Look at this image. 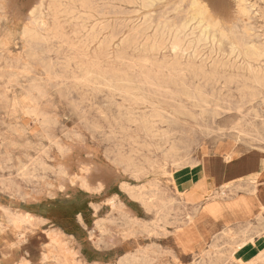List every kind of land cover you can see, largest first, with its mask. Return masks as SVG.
I'll list each match as a JSON object with an SVG mask.
<instances>
[{"label": "rangeland", "instance_id": "374dc122", "mask_svg": "<svg viewBox=\"0 0 264 264\" xmlns=\"http://www.w3.org/2000/svg\"><path fill=\"white\" fill-rule=\"evenodd\" d=\"M180 1L163 0L147 8L141 0H0V264H85L72 238L47 231L48 226L39 223L43 220L29 212L43 213L54 197L73 211L88 209L90 199L98 202L94 209L104 206V219L96 222L92 237L97 236V246L124 244L126 251L133 250L127 264H202L192 250L181 257V248L166 240L176 243L184 228L193 233L194 217L201 213L197 209L205 205L220 224L208 235L204 259L215 253L225 264H239L264 253V205L259 217L246 197L257 186L242 182L257 177L264 201V105L244 104L252 88L236 72V80H220L209 96L220 100L217 108L211 105L205 113L192 105L195 100L189 95L182 96L189 111L183 112L174 97L176 87L166 81L169 70L157 67L172 62L160 61L164 54L173 59L171 52L156 56L147 51L160 16ZM239 1L205 3L212 9L222 2L223 21L234 25L249 20L240 14ZM247 3L252 23L262 30L264 0ZM39 11V21L46 22L41 28L35 22ZM178 13L181 18L190 14L187 4ZM176 14L172 11L170 17ZM29 32L36 34V43L29 41ZM96 33L98 39L90 41ZM198 33L189 36L186 46L195 51L190 48L193 53L185 59L209 67L223 62L213 61L219 56L217 47L192 41ZM238 62L241 66L243 61ZM147 74L150 80L140 84L144 90L138 97L115 89L126 84V78L138 84ZM106 76L114 86L105 84ZM190 79L193 93L197 86L211 90L214 85ZM34 83L44 88L31 96ZM66 89L68 97L61 94ZM158 106L179 123L164 124L155 117ZM43 114L48 118L42 119ZM172 147L175 154L170 153ZM152 181L160 198L148 209L128 192L142 184L149 189ZM74 195L76 201H71ZM170 197L171 204L161 205ZM121 200L131 201L144 220ZM189 217L191 224L186 225ZM252 237L246 250L231 257ZM138 243L149 249L142 252ZM41 250L50 254L45 263Z\"/></svg>", "mask_w": 264, "mask_h": 264}, {"label": "bare ground", "instance_id": "6f19581e", "mask_svg": "<svg viewBox=\"0 0 264 264\" xmlns=\"http://www.w3.org/2000/svg\"><path fill=\"white\" fill-rule=\"evenodd\" d=\"M159 1H163V0H141V2L143 3V6L147 8L154 7L155 4ZM205 1L206 0H181L179 5L166 10L160 16V22L158 23V30L156 32L157 34L155 35V37L151 38V40H149L148 42L147 51H149L150 54L157 56L159 54H162L164 50H169L171 52V56H173V59H168L167 56L164 54L163 58L160 61H172V62L171 63L163 62L161 64H158L157 67L159 68L160 71L165 68L169 70L166 81H168L169 83H173L174 86L176 87V89L174 90L176 96L174 95V97H176V99L179 100L178 101V103L180 104L179 109L183 110V112H189V111H186L188 106L184 104V101L182 99V96L189 97V95H192L193 97L192 100H195L192 105L194 107L200 108L201 111L205 113L206 111L209 110V107L211 105H214L215 108H217L220 105V103H218V101L220 100L217 99L216 97L209 98V96L215 94V91L218 89L216 85L221 82L220 80L223 79V84L224 83L229 84V83H232L234 80H236L235 79L236 72L239 75L242 74L245 77V81H247V83L250 82L248 84L246 83V87L252 88V92L248 95L249 97H246V96L243 97L244 104L252 102L253 104L252 108L256 106L255 105L256 103L258 105H262V104L264 105V26H262V30H260L256 26H254V24L252 23V16L250 15L251 7L247 3L248 0H240L238 3V7H239L240 14L247 15L249 20L245 22L243 19H240L234 25H228L227 23H225V21H223V16H222L223 13L219 11L222 9L221 7L222 2H220L221 3L220 5L219 4L215 5V7L211 9L210 5H207ZM185 4H187L188 11L190 12V14H187L185 18H181L178 12H180V9ZM172 11L177 12V14L174 17H170V13ZM42 15H43L42 11L35 13V20H36L35 22H36V25L39 26L38 28H41V25L42 24L45 25L46 23L44 22V20L39 21V19L43 17ZM152 25L153 24H150L149 27H151ZM196 30H199V33L197 35L198 38L192 41L195 42V44H200L201 42L211 43L212 47L214 48L217 47L219 56L213 61H223V62H217L215 65L209 67V64L198 65L197 63L190 62L189 59L188 60L185 59V57L187 58L188 55H191L193 51H195L193 48L194 46L187 48L186 45L189 40V36L195 34ZM27 37L29 38V41L31 43L32 42L36 43L38 40V38L36 37V34L33 35L31 32L27 34ZM97 39H98V33L93 34L91 38H89L90 41H95ZM190 48L193 51L189 53L188 51ZM31 56L29 55V57ZM229 61H237V62H229ZM238 61H243L241 63V66L237 65L239 64ZM188 77L191 78L190 80L194 81V84L197 83L196 81L201 82L203 80L202 82L204 84L206 83L209 84L210 82H214V85L212 86L211 90L207 89V87L203 85L197 86L195 93H193V92H190L192 86L187 80ZM107 78H108L107 76L103 77L104 80H106ZM149 78L150 76L147 74L144 80H142L141 78L139 79L138 84L135 82V79L131 80L129 78H126L124 79L126 84L121 85V86H115V89L120 90L121 92L125 94L127 93V95H132V96L135 95L136 97H138L139 94L144 90L143 86L140 84L142 82L147 83V80ZM159 80L161 79L159 78ZM106 81L107 82L105 84L114 86L108 83V80ZM96 83H101V82H96ZM42 88H44L42 84H38V83L32 84L31 89L29 90V92H31L30 95L35 96V94L33 93L36 92L38 94L39 91L43 90ZM61 94L62 96L68 97L70 96V91L66 89L63 91V93L61 92ZM142 100L144 102H147V100L145 99H142ZM165 110L166 109L161 106H158L157 108H155L154 110L155 117L156 116L159 117L161 121L164 122V124H165V121L167 123L178 124L179 121H176V119H174L173 117H169V115H166ZM237 112H240V111H237ZM114 114H118V113H114ZM38 115L39 114H37V116ZM46 116L47 115L43 114L42 119L44 117L48 118ZM150 123H151L150 121L146 123L147 129L149 128ZM153 123H157V121H154ZM220 130H224V129H220ZM170 150H171L170 153H174L176 151V148L172 147ZM256 180H257V177L256 178L251 177V178H248L246 181H242V182L250 183L251 184L250 188L253 186H257L256 190L254 191L249 190V194L246 197L249 200L255 212H257V215L260 217L263 212L261 207H263L264 201L262 198L263 193L259 189L258 182H256ZM150 187L151 188L148 189L146 186H143V184L141 186H138L137 188L136 186L131 187V191H129L128 194L136 201L137 200L141 201L148 209H151V206H149L148 204L150 202L154 203V200H159L160 196H159V193L156 192V191H159L157 182H154V181L150 182ZM161 201H162L161 205L167 206L173 202V199L170 197L167 199H162ZM197 210L201 213L199 217L198 215L194 217V219H197L194 222L196 226L195 231L193 233H189L184 228L181 232V236L179 237L176 243H172L168 239L166 240V242L169 244H173L175 248H181V253H182L181 257H186L184 253L188 250H192L194 252V256H199L201 258L202 264H223L224 262L222 258L219 256H216L215 253L207 254L206 259L203 258L204 257L203 251H205L206 248L210 246L207 243L211 240V238L208 235L213 231L214 225L220 224V223L216 220L214 213L212 212V210L210 209L208 205H205V207L203 208L200 207ZM159 211L160 210L157 211L158 214H159ZM6 214L7 216L9 215L7 212ZM162 216L163 215L160 214L159 216H156V218H161ZM192 218L189 217L185 221L186 225L191 224ZM187 221L189 222L187 223ZM228 222L229 221H227L225 224L229 225ZM0 230L2 229L0 228ZM240 231L241 230H239V232ZM253 241H254L253 237L246 238L245 242L242 243L240 246H238L236 251L232 252L231 257L234 256L235 252H240V251L243 252L244 250H246V248L249 247V244L253 243ZM139 245L141 246V244L138 243L136 247L139 250H142V252H146L149 249V248H141L139 247ZM54 246L55 245H53V247ZM52 248L48 251L50 252V254L53 253ZM41 251L42 252L40 253H42V256H43L42 262L45 263L47 260H49L50 254H48V252L46 251H43V250ZM128 260H130L128 256L122 257L119 261V264H127ZM198 260L199 259H197V261ZM257 260L258 261L264 260L263 252L256 253V255H253L251 259L240 260L239 264H253ZM17 264H33V263L28 260H22L20 263H17Z\"/></svg>", "mask_w": 264, "mask_h": 264}, {"label": "crops", "instance_id": "0c3cea01", "mask_svg": "<svg viewBox=\"0 0 264 264\" xmlns=\"http://www.w3.org/2000/svg\"><path fill=\"white\" fill-rule=\"evenodd\" d=\"M201 174L202 170H201ZM119 198V194H115ZM91 197V196H90ZM76 195L72 197L71 201H76ZM121 202H123L121 200ZM136 202V201H133ZM93 204H98L94 200L86 204L88 209L78 208L73 211L68 206L61 203L57 197L50 199L44 208L43 213H37L29 211L31 214L43 220L42 226H48L47 231H58L63 233L66 237H70L75 241L77 245V251L79 252V258L83 260L85 264H119L122 257H130L134 255V251H126L124 244L106 246L101 244L96 245V237H92V233H97L95 230V224L98 220L104 219L101 216L104 206L98 209L93 208ZM124 206L138 219L144 220L138 210L132 206L131 201L123 202Z\"/></svg>", "mask_w": 264, "mask_h": 264}]
</instances>
